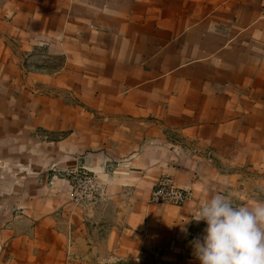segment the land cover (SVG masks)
Instances as JSON below:
<instances>
[{
    "label": "crops",
    "instance_id": "0c3cea01",
    "mask_svg": "<svg viewBox=\"0 0 264 264\" xmlns=\"http://www.w3.org/2000/svg\"><path fill=\"white\" fill-rule=\"evenodd\" d=\"M218 193L264 201V0H0V264H200Z\"/></svg>",
    "mask_w": 264,
    "mask_h": 264
},
{
    "label": "clouds",
    "instance_id": "9594fccd",
    "mask_svg": "<svg viewBox=\"0 0 264 264\" xmlns=\"http://www.w3.org/2000/svg\"><path fill=\"white\" fill-rule=\"evenodd\" d=\"M204 221L202 238L192 241L200 264H264V201L252 205H234L232 200L216 194L197 212L179 225Z\"/></svg>",
    "mask_w": 264,
    "mask_h": 264
},
{
    "label": "built area",
    "instance_id": "2783aa9c",
    "mask_svg": "<svg viewBox=\"0 0 264 264\" xmlns=\"http://www.w3.org/2000/svg\"><path fill=\"white\" fill-rule=\"evenodd\" d=\"M101 195L102 189L97 183L95 175L85 168L77 171L72 187L71 201L77 206H88L97 201ZM191 197L192 193L190 191L181 188L170 175L164 174L158 180L151 200L156 203H170L182 206Z\"/></svg>",
    "mask_w": 264,
    "mask_h": 264
},
{
    "label": "rangeland",
    "instance_id": "374dc122",
    "mask_svg": "<svg viewBox=\"0 0 264 264\" xmlns=\"http://www.w3.org/2000/svg\"><path fill=\"white\" fill-rule=\"evenodd\" d=\"M25 254H28V252H26ZM28 258L30 259L31 257H30V253L28 254ZM23 260H25V259H23ZM9 264H16L15 262H11V261H9ZM18 264H38V263H33L32 261H25V262H19ZM40 264H43V263H40ZM109 264H128V263H109Z\"/></svg>",
    "mask_w": 264,
    "mask_h": 264
}]
</instances>
